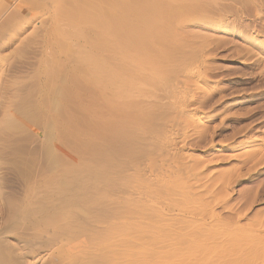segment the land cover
<instances>
[{"label":"rangeland","instance_id":"1","mask_svg":"<svg viewBox=\"0 0 264 264\" xmlns=\"http://www.w3.org/2000/svg\"><path fill=\"white\" fill-rule=\"evenodd\" d=\"M0 258L264 264V0H0Z\"/></svg>","mask_w":264,"mask_h":264},{"label":"bare ground","instance_id":"2","mask_svg":"<svg viewBox=\"0 0 264 264\" xmlns=\"http://www.w3.org/2000/svg\"><path fill=\"white\" fill-rule=\"evenodd\" d=\"M89 2H90V1H89ZM89 2H88V4H89ZM91 2H92V1H91ZM74 3H75V2H74ZM76 4H77V3H76ZM76 4H75V5H76ZM79 4H82V3H79ZM85 4H86V2H85ZM92 4H93V3H92ZM94 4H96V3H94ZM97 4H98V3H97ZM80 6H82V5H80ZM84 6H85V5H84ZM88 6H90V5H88ZM70 7H72V6H70ZM85 7H86V6H85ZM97 7H98V5H97ZM74 8H75V7H74ZM81 8H82V7H81ZM83 8H84V7H83ZM90 8H93V5H92V7H90ZM90 8H88V9H90ZM75 9H77V7H76ZM75 9H73L72 11H75V12H76L77 10H75ZM79 9H80V8H79ZM94 9H96V8L94 7ZM94 9H91L92 11H90V10H89V11H90V12H93ZM66 10H67V8H66ZM105 10H106V9H104V12H105ZM62 11H63V10H62ZM72 11H71V12H72ZM79 11H80V10H79ZM82 11H83V9H81V12H82ZM85 11H87V10H85ZM85 11H84V12H85ZM101 11H102V10H101ZM66 12H67V11H66ZM71 12H70V14H72ZM75 12H74V13H75ZM81 12H80V13H81ZM90 12L87 13V15H88V14H91ZM98 12H99V11L97 10V13H98ZM109 12H110V11L107 12V10H106V13H109ZM63 13H64V12H63ZM68 13H69V11H68ZM74 13H73V14H74ZM77 13H78V12H77ZM100 13H101V12H100ZM64 14H65V13H64ZM78 14H79V13H78ZM78 14H74L75 16L77 15V17H76L77 19L81 18L80 14H79V15H78ZM81 14H82V13H81ZM84 14H86V12H85ZM95 14H96V13H95ZM95 14H94V15H93V13L91 14V15H93V17H94V18H92V19H91L92 16L89 15V17L87 18V17L84 15V16H85L84 19H86L85 21H87V19L90 18L91 20H88V21H90V22H91L93 19L95 20V21H93V22H96V21H99V22H100V20H99L100 18L98 19L99 15L97 16V14H96V15H95ZM102 14H103V13H101V16H102ZM65 15H66V14H65ZM74 15H73V16H74ZM107 15H108V14H106V16H107ZM70 16H72V15H70ZM70 16H69V17H70ZM73 16H72V17H73ZM75 16H74V17H75ZM78 16H80V17L78 18ZM103 16H104V14H103ZM74 17H73V18H74ZM76 18H75V20H76ZM82 18H83V17H82ZM95 18H96L97 20H96ZM101 18H102V17H101ZM122 18H123V17H122ZM126 18H127V17H126ZM102 19H103V18H102ZM102 19H101V20H102ZM105 19H106V17H105ZM105 19H104V20H105ZM110 19H111V18H110ZM110 19L107 18V19L105 20V22L108 23V21H109ZM120 19H121V18H120ZM73 20H74V19H73ZM75 20H74V21H75ZM81 20L83 21V19H81ZM104 20H102V21L104 22ZM112 20H113V19H112ZM118 20H119V19H118ZM118 20H117V21H118ZM124 20H126V19H124ZM76 21H78V20H76ZM110 21H111V20H110ZM114 21H115V19H114ZM120 21L122 22V20H120ZM127 21H128V20H127ZM93 22H91V23H93ZM103 22H101V23L103 24ZM105 22H104V24H105ZM112 22H113V21H112ZM112 22H110V25H112ZM128 22H129V21H128ZM128 22H127V23H128ZM74 23H75V22H72V24H74ZM80 23H81V22H80ZM82 23H83V22H82ZM85 23L87 24V22H85ZM124 23H125V22H124ZM127 23H126V24H127ZM78 24H79V23H78ZM88 24L90 25V23H88ZM94 24H95V23H94ZM94 24H91V25H94ZM108 24H109V23H108ZM108 24H107V25H108ZM98 25H99V24L96 23V26H97V27H98ZM113 25H114V23H113ZM115 25H116V23H115ZM119 25H120V23H119ZM77 26H79V25L76 24V27H77ZM96 26H95V27H96ZM108 26H109V25H108ZM116 26H117V25H116ZM54 27H57V26H54ZM73 27H75V26H73ZM76 27H75V29L73 28L75 31H76ZM90 27H91V26H90ZM99 27H100V26H99ZM109 27H110V28H109ZM109 27H108V29H110V32H112L111 28H113V26H109ZM129 27H130V26H129ZM129 27H127V28L129 29ZM100 28H101V27H100ZM100 28H99V29H100ZM105 28H106V26H105ZM78 29L81 30L82 27H80V28H78ZM102 29H104V28L102 27ZM132 29L134 30V27H133ZM139 29H141V28H139ZM53 30H54V29H53ZM56 30H58V28H57ZM56 30H54V31H56ZM80 30H79V31L77 30V31L80 33V32L82 31V30H81V31H80ZM86 30H87V29H86ZM97 30H98V29H97ZM106 30H107V28H106ZM113 30H114L113 32L115 33L116 30H117V28H116V30H115V28H113ZM133 30H132V31H133ZM135 30H136V28H135ZM144 30H145V29H144ZM100 31H101V30H100ZM118 31H120V30H118ZM121 31H122V29H121ZM124 31H127V30H124ZM124 31H122V32H124ZM128 31H129V30H128ZM137 31H139V30H137ZM137 31H136V32L134 31V32L137 33ZM141 31H142V30H141ZM56 32H57V31H56ZM73 32H74V31H73ZM82 32H83V31H82ZM82 32H81L80 34H83ZM105 32H106V31H105ZM107 32H109V30H108ZM122 32H121V33H122ZM149 32H150V31H149ZM68 33H69V32H66L65 34H62L61 36L66 35V34L69 35ZM114 33H113V34H114ZM116 33H117V32H116ZM118 33H119V32H118ZM121 33H119V34H121ZM129 33H130V32H129ZM75 34H76V32H75ZM98 34H100V33H98ZM101 34H102V33H101ZM106 34H107V33H106ZM106 34H103V36L106 35ZM119 34H118V36H119ZM124 34H128V33L125 32ZM130 34H131V33H130ZM78 35H79V34H78ZM84 35H85V33H84ZM138 35H140V34L138 33ZM138 35H137V36H138ZM144 35H146V34H144ZM144 35H142V36L145 37ZM70 36H72V34H71ZM73 36H74V35H73ZM75 36H76V35H75ZM98 36H99V35H98ZM100 36H101V35H100ZM111 36H112V35H111ZM118 36H117V37H118ZM130 36H131V35H130ZM130 36L127 35V37H130ZM133 36H134V35H133ZM133 36H132V37H133ZM65 37H66V36H64V39L69 38V37H66V38H65ZM107 37H108V36H107ZM113 37H114V36H113ZM117 37H116V38H117ZM132 37H131V38H132ZM135 37H136V36H135ZM143 37H142V40H143ZM147 37H148V36H147ZM101 38H102V37H101ZM101 38H100V39H101ZM104 38H105V37H104ZM110 39H111V38H110ZM110 39H108V38L106 39V38H105V40H108V41H111ZM113 39L115 40V37H114ZM113 39H112V40H113ZM133 39H134V38H133ZM135 39H136V42H137V38H135ZM135 39H134L133 41H135ZM102 40H104V39H102ZM145 40H146V39L144 38V41H145ZM138 41H139V40H138ZM96 42H97V41H96ZM98 42H99V41H98ZM102 42H103V44L105 43L104 41H102ZM142 42H143V41H142ZM93 43H94V41H93ZM93 43H92V44H93ZM108 43H109V42H108ZM126 43H127V42H126ZM95 44H96V43H94V45H95ZM100 44H101V43H100ZM100 44H99V45H100ZM106 44H107V43H105V48H106V46L108 45V44H107V45H106ZM111 44H112V41H111L110 45H111ZM128 44L130 45V43H127V44H126V47H128V46H127ZM142 44H143V43H142ZM112 45H113L112 47H114V43H113ZM102 46H104V45H102ZM116 46H117V45H116ZM123 46H124V45H123ZM137 46H141V44H139V45H137ZM90 47H91V46H90ZM98 47H99V46H98ZM119 47H120V46H119ZM115 48H116V47H115ZM115 48H114V49H115ZM117 48H118V47H117ZM121 48H122V47H121ZM121 48H119V49H121ZM142 48H143V47H142ZM99 49H100V47H99ZM99 49H98V50H99ZM106 49H108V48H106ZM109 49H111V47H110ZM114 49L112 48V51H113ZM122 49H123V48H122ZM124 49H125V48H124ZM82 50H83V51H82L81 53H83L86 49H82ZM92 50H95V49H92ZM92 50H91V51H92ZM141 50H142V49H141ZM80 51H81V50H80ZM86 51H88V50H86ZM89 51H90V50H89ZM105 51H106V50H105ZM107 51H109V50H107ZM110 51H111V50H110ZM110 51H109V52H110ZM120 51H121V53H122V52H124L125 50H124V51L120 50ZM142 51H143V50H142ZM98 52H99V51H98ZM102 52H103V51H102ZM140 52H141V51H140ZM90 53H92V52H90ZM93 53H94V51H93ZM96 53H97V52H96ZM110 53H111V52H110ZM110 53H109V54H110ZM125 53H126L125 56H126V58H127V57H128V56H127L128 53H127V52H125ZM98 54H99V53H98ZM101 54H102V53H101ZM101 54H100V55H101ZM107 54H108V52H107ZM117 54H119V53L117 52ZM82 55H83V56H82ZM82 55H81L82 58H83V57H84V58L86 57V55H84V54H82ZM81 56H80V57H81ZM94 56H95V55H94ZM102 56H103V55H102ZM102 56H101V57H102ZM135 56H136V55H135ZM107 57H108V56H107ZM107 57H106V58H107ZM129 57H131V56H129ZM136 57H137V56H136ZM138 57H139V55H138ZM93 58H94V57H93ZM93 58H92V59H93ZM99 58H100V57H99ZM139 58H140V57H139ZM102 59H103V58H101V60H102ZM104 59H105V58H104ZM124 59H125V58H124ZM128 59H129V58H128ZM132 59H133V58H131V60H132ZM134 59H135V57H134ZM95 60H96V59H95ZM97 60H98V59H97ZM99 60H100V59H99ZM135 60H136V59H135ZM87 61L90 63V60H89V59H88ZM87 61H86V62H87ZM93 61H94V60H92V62L90 63L91 65H92ZM104 61H105V60H104ZM104 61L102 60L103 63H104ZM124 61H125V60H124ZM126 61H127V60H126ZM132 61H133V60H132ZM84 62H85V61H84ZM96 62H97V61H96ZM96 62H94L93 65H94ZM98 62H100V61H98ZM98 62H97V63H98ZM106 62H107V61H105V63H106ZM128 62H129V61H128ZM89 63H87V64H89ZM100 63H101V62H100ZM82 64H83V63H82ZM82 64H81V65H82ZM87 64H86L85 66H87ZM91 65H90V66H91ZM96 65H97V67H96ZM96 65H95V67H96V69H97V68H98V64H96ZM105 65H106V64H105ZM90 66H87V67H89V69H88L87 67H86L85 69H86V70H87V69L90 70V69H91ZM101 66H102V64H101ZM83 67H84V66H83ZM91 67H92V66H91ZM104 67H105V66H104ZM104 67H103V68H104ZM106 67H107V66H106ZM106 67H105V69H106ZM108 67H109V66H108ZM80 68H81V67H80ZM93 68H94V66H93ZM99 68H100V67H99ZM110 68H111V67L107 68V70H108V69L110 70ZM82 69H83V68H82ZM112 69H113V68H112ZM120 69H121V68H120ZM86 70H85V72H86ZM94 70H95V68H94ZM94 70H93V71H94ZM97 70H98V69H97ZM107 70H106V71H107ZM109 70H108V71H109ZM114 70H115V69H114ZM114 70H111V72L114 71ZM91 71H92V69H91ZM100 71H101V69H100ZM100 71H99V72L97 71V73H96V70H95L94 74H95V75L98 74V75L100 76V74H102V72H103V74H104V71H105V70H102L101 72H100ZM119 71H120V70H119ZM83 72H84V71H83ZM111 72H109V73H111ZM122 72H123V71H122ZM124 72H125V70H124ZM87 73H88V72H87ZM87 73H86V74H87ZM90 73H92V72H90ZM114 73H116V71H115V72H112L111 74L113 75ZM125 73H127V72H125ZM103 74H102V75H103ZM106 74H107V73H105V74H104L103 76H101V77H104ZM117 74H118V72H117ZM120 74H121V73H120ZM120 74H118V75H120ZM98 75H97V76H98ZM107 75H108L109 77H112V75H109V74H107ZM118 75H117V76H118ZM113 76H115V75H113ZM117 76H116V77H117ZM122 76H123V75H122ZM122 76H121V78H122ZM126 76H127V75H126ZM89 77L91 78V75H90ZM95 77H96V76H93L92 78L94 79ZM127 77H128V76H127ZM92 78H91V79H92ZM97 78H98V77H96L95 79H97ZM104 78H106V80H107V79L109 80V78H108L107 76H105ZM93 79H92V80H93ZM99 79H101V78H99ZM102 79H103V78H102ZM111 79H112V78H110V81H111ZM125 79H126V78H124V80H125ZM104 80H105V79H104ZM114 80H115V79H114ZM114 80H113V81H114ZM124 80H123V81H124ZM127 80H128V79H126L125 81L127 82ZM96 81H99V80L97 79ZM96 81H95V82H96ZM123 81H121V83H122ZM128 81H129V80H128ZM53 82H54V81H53ZM114 82H115V81H114ZM117 82H118V81H116L115 83H117ZM97 83H98V82H97ZM100 83L102 84L101 80H100ZM106 83L109 85L108 82H106ZM115 83H114V84H115ZM98 84H99V83H98ZM103 84L106 85V84H105V81H104ZM114 84H111L110 86H114ZM122 84H123V83H122ZM122 84L119 83V84H116V85H115V86H117V90L119 91V93L121 92V91H120L121 88L118 87V86H119V85H121V87L124 86V85H125V82H124V85H122ZM132 84H133V83H132ZM126 85H127V83H126ZM128 85H129V84H128ZM130 85H131V84H130ZM48 86H49V84H48ZM50 86H51V85H50ZM53 86H54V85H53ZM106 86H107V85H106ZM115 86H114V87H115ZM126 87H127V86H126ZM48 88H50V87H48ZM51 88H52V87H51ZM51 88H50V89H51ZM118 88H120V90H119ZM122 88H123L124 91L127 90V89L124 88V87H122ZM130 88H131V87L128 88V91H130ZM132 88H133V86H132ZM132 88H131V91L134 90V89H132ZM114 89H116V88H114ZM125 89H126V90H125ZM117 90H116V91H117ZM124 91H123V93H124ZM131 91H130V92H131ZM117 93H118V92H117ZM121 93H122V92H121ZM125 93H126V92H125ZM127 93L129 94V92H127ZM121 95H122V94H121ZM124 95H125V94H123V96H124ZM43 98H44V97H43ZM45 98H48V97H45ZM40 99H41V98H40ZM42 100H43V99H42ZM46 100H47V99H46ZM44 101H45V100H44ZM45 102H46V101H45ZM48 103H49V102H48ZM37 104H38V103H37ZM46 105H47V102H46ZM46 105H45V106H46ZM29 108H30V107H29ZM36 108H37V107H36ZM36 108H35V109H36ZM33 109H34V108H33ZM37 109H38V108H37ZM24 110H25V109H24ZM28 110H29V109H28ZM25 111H26V110H25ZM30 111H31V110H30ZM37 111H38V110H37ZM28 112H29V111H28ZM32 112H33V111H32ZM35 112H36V111H35ZM30 113H31V112H30ZM36 114H38V112H37ZM28 115H29V114H28ZM30 115H31V114H30ZM34 116H35V115H34ZM25 118H26V117H25ZM30 119H31V117H30ZM24 120H25V119H24ZM67 171H68V170H67ZM63 172H64V171H63ZM64 173H65V172H64ZM68 174H69V173H68ZM73 174H74V173H73ZM76 175H77V174H76ZM70 176H71V175H70ZM71 177H75V175H74V176H71ZM76 177H77V176H76ZM58 178H61V177H58ZM62 178H63V177H62ZM62 178H61V179H62ZM67 178H68V177H67ZM61 179H57L58 181H56V182L58 183ZM69 179H70V178H69ZM63 180L66 181V178H64ZM63 180H61V182H62ZM70 180H72V179H70ZM67 181H68V179H67ZM54 182H55V181H54ZM70 182H71V181H70ZM70 182H68V184H70ZM52 183H53V182H52ZM62 183H63V182H62ZM63 184H64V183H63ZM59 185L61 186L62 184L60 183ZM57 186H58V185H57ZM60 186H59V187H60ZM62 187H63V186H62ZM59 190H61V189H59ZM59 190H57V191H59ZM62 190H63V189H62ZM0 259H1V258H0ZM2 259H3V258H2ZM2 259H1V260H2ZM1 260H0V261H1ZM5 261H6V260H5ZM1 263L3 264L4 261L1 262ZM4 264H6V262H5Z\"/></svg>","mask_w":264,"mask_h":264}]
</instances>
